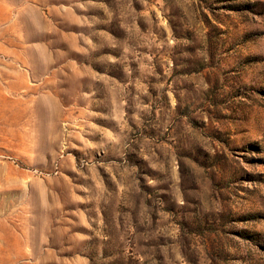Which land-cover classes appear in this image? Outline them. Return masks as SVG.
Wrapping results in <instances>:
<instances>
[{
  "label": "rangeland",
  "instance_id": "obj_1",
  "mask_svg": "<svg viewBox=\"0 0 264 264\" xmlns=\"http://www.w3.org/2000/svg\"><path fill=\"white\" fill-rule=\"evenodd\" d=\"M0 264H264V0H0Z\"/></svg>",
  "mask_w": 264,
  "mask_h": 264
}]
</instances>
